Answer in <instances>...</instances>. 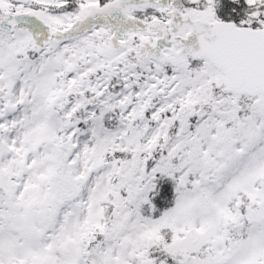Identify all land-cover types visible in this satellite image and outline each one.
Returning <instances> with one entry per match:
<instances>
[{
  "label": "snow or ice",
  "instance_id": "snow-or-ice-1",
  "mask_svg": "<svg viewBox=\"0 0 264 264\" xmlns=\"http://www.w3.org/2000/svg\"><path fill=\"white\" fill-rule=\"evenodd\" d=\"M0 264H264V0H0Z\"/></svg>",
  "mask_w": 264,
  "mask_h": 264
}]
</instances>
